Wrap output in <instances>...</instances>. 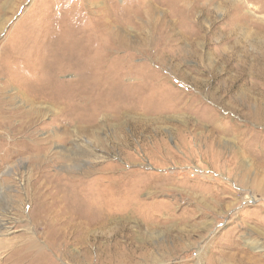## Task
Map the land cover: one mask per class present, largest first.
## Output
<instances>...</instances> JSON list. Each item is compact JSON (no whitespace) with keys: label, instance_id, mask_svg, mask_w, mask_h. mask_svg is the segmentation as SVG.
I'll list each match as a JSON object with an SVG mask.
<instances>
[{"label":"rangeland","instance_id":"obj_1","mask_svg":"<svg viewBox=\"0 0 264 264\" xmlns=\"http://www.w3.org/2000/svg\"><path fill=\"white\" fill-rule=\"evenodd\" d=\"M228 1L0 0V259L264 264V0ZM147 5L156 56L117 49ZM35 200L92 231L46 240Z\"/></svg>","mask_w":264,"mask_h":264},{"label":"bare ground","instance_id":"obj_2","mask_svg":"<svg viewBox=\"0 0 264 264\" xmlns=\"http://www.w3.org/2000/svg\"><path fill=\"white\" fill-rule=\"evenodd\" d=\"M228 2H230L229 4L231 5V6H234V8H235V12L238 10H243L242 9V7H238V6H236V4H238L240 1L239 0H229ZM238 5H240V4H238ZM154 8V7H153ZM153 8H151V6L150 7H148V5L143 9V12L145 13V16L147 17V19L146 20H144L143 22H141V26L139 27L140 28V30L141 29H145L146 30V32H145V34L143 33V35H142V37H140L141 39L139 40V41H136V43L134 44V45H131V46H128V44H126V40L124 39V37H120V38H118V39H116L117 40V43H116V45L115 46H117L116 48L118 49V48H123V47H126L127 49L128 48H133V47H136L137 45H143L144 46V48H148L149 50L148 51H150V53L152 54V55H155L156 54V52H155V49L156 48H154L153 46H154V43H151L150 41H151V39H152V36L150 37V31H149V28H148V25H151L152 23H153V20H151L152 18H151V13H153L154 12V10H152ZM190 10V12L191 11H193L194 12V8L192 7L191 9H188V8H186V11H189ZM196 11V10H195ZM192 13V12H191ZM153 16V15H152ZM171 22H172V20H169L168 22H167V20H162V21H157V23H156V27H155V29H157V28H159L160 29V27H163V28H166V26H168V23H170L171 24ZM175 23V22H174ZM173 23V24H174ZM173 27V26H172ZM171 27V28H172ZM173 29V28H172ZM235 30V29H234ZM141 33V32H140ZM177 34H178V36H179V38L177 37V38H175V40L177 41V42H180V43H185V40L187 39V36H185V34H181V32L180 33H178L177 32ZM116 35H118V34H116ZM240 35V34H239ZM170 38V37H169ZM172 38V37H171ZM170 38V39H171ZM199 39H201V37L200 36H195L194 38L192 37V40H191V42L193 43V44H196V43H198V40ZM162 40V39H161ZM166 41H168V39H166ZM201 41V40H200ZM115 42V41H114ZM128 42V41H127ZM138 42V43H137ZM203 42V41H202ZM249 42V41H248ZM182 45V44H181ZM186 45H188L187 43H186ZM264 45V44H263ZM142 46V47H143ZM156 47H157V45H156ZM181 49H182V52H181V55L183 54V53H188V54H191V55H194V56H196L197 58L199 57V52H197V50L196 49H193V48H185L184 47V45L183 46H179ZM187 47V46H186ZM233 47V46H232ZM144 48H143V50H144ZM152 48H154V50H153V53L151 52V49ZM147 51V52H148ZM170 51H174L173 53L174 54H176L177 52H175L176 51V49H172V50H170ZM177 51H178V49H177ZM184 51V52H183ZM230 52H232V51H230ZM236 52V51H235ZM157 54H159L158 52H157ZM162 54V53H161ZM178 54V53H177ZM237 54V53H236ZM239 54V53H238ZM148 55V54H147ZM156 56V55H155ZM176 56H178V55H176ZM179 56H180V54H179ZM178 56V57H179ZM201 57V56H200ZM205 56H203V58H204ZM206 58V57H205ZM178 59V58H177ZM201 59V58H200ZM207 60H209L208 59V57H207ZM200 62V61H199ZM260 69V68H259ZM208 70V69H207ZM258 70V69H257ZM256 71V70H255ZM196 80V79H195ZM196 82V81H195ZM112 88V87H111ZM112 96V95H111ZM54 101V100H53ZM59 103V102H58ZM123 111V110H122ZM260 111H256V112H254L253 113V115L255 114V113H259ZM32 112H30V114H31ZM34 113H36V111L34 112ZM116 113H117V110H116ZM257 114H255L254 116L257 118ZM119 115V114H118ZM32 116V115H31ZM251 117H252V114H251ZM262 118V117H261ZM261 120V119H260ZM90 124V123H89ZM38 152H40V151H38ZM87 154V153H86ZM47 157V156H46ZM38 158L40 159V161H38L37 162V164L39 165V166H42V168H43V165H44V162H43V156L41 157V156H38ZM34 167V166H33ZM32 167V168H33ZM40 169L39 171H42L43 169ZM45 168V167H44ZM36 169V168H35ZM87 169H88V167H87ZM36 191H38V190H36ZM61 191V190H60ZM38 193V192H37ZM33 195H35L36 197H38L40 194H33ZM35 204H36V208H37V210H35L36 211V215H35V218H30V224L31 225H33V227L35 228V229H37V228H40L39 226L41 225V229H42V231H41V235H43V238H46V233L47 232H56V231H62L63 233H65L66 232V230H67V232H72V234L73 233H75L76 234V232L77 231H81L82 233H84V234H86V235H88V234H90L89 232L90 231H92V228L88 225V226H79V225H77V223H75V222H72V221H70V220H67V221H63L62 222V220H58L57 221V213L55 212V210L54 209H57V207H58V204L56 203H51V206H44L43 204H41V203H39V202H37L36 200H35ZM76 207V206H75ZM48 216H49V218H48ZM50 217H51V219H50ZM29 218V217H28ZM4 224V223H3ZM1 225V224H0ZM64 225H65V227H64ZM70 226L73 228L72 230H70L69 228H70ZM26 229H29V228H26ZM25 232L26 233H28L29 232V230H25ZM37 232V231H36ZM56 234V233H55ZM55 236V235H54ZM61 236H63V235H61ZM35 237H36V239H33L32 238V235L31 236H28L27 237V241H26V243L25 244H23V243H20V245L21 244H23V246H20L19 244H16V245H14L9 251V253H8V255L7 256H4L2 259H0V264H37V262H39L38 260H40L39 258H42V259H44L45 257H46V252H44L43 251V249H44V245H43V243H42V241L39 239L40 237L37 235V234H35ZM17 239H19L20 238V235L19 236H17L16 237ZM46 240H47V238H46ZM45 240V241H46ZM12 243L9 241V240H5V239H0V249H3V248H8L9 247V245H11ZM20 246V247H19ZM52 247V246H51ZM8 252V251H7ZM200 254V252H198V255ZM124 262H125V260H124ZM42 264H44V263H42ZM133 264H137V263H133Z\"/></svg>","mask_w":264,"mask_h":264}]
</instances>
